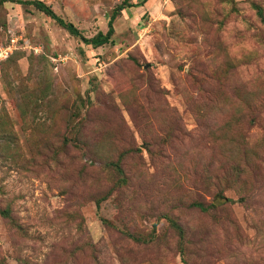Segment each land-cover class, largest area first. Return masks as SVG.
Returning a JSON list of instances; mask_svg holds the SVG:
<instances>
[{"label":"rangeland","instance_id":"374dc122","mask_svg":"<svg viewBox=\"0 0 264 264\" xmlns=\"http://www.w3.org/2000/svg\"><path fill=\"white\" fill-rule=\"evenodd\" d=\"M39 1L92 38L125 0ZM113 26L93 48L0 5V264H264V0ZM215 188L233 202L191 207Z\"/></svg>","mask_w":264,"mask_h":264},{"label":"trees","instance_id":"16d2710c","mask_svg":"<svg viewBox=\"0 0 264 264\" xmlns=\"http://www.w3.org/2000/svg\"><path fill=\"white\" fill-rule=\"evenodd\" d=\"M131 1L132 0H125L120 6L116 7V9L113 11V13L110 17V21L108 23V31L106 33L99 32L97 35H95L92 38H86L83 35V33L74 24H72L70 22H66L64 19H62L60 16H58L53 11L51 6L47 5L46 3L42 2V1H39V0H0V5H4L6 3H16V4H19L22 6H34L37 10H39L40 12L44 13L46 16H48L49 18L54 20L57 25H59L64 30H66L71 36L82 41L85 45H90L93 48H99V47H102L106 44H113L112 37L115 34L113 23L117 19L118 15L121 14V12L126 10V9L142 6L143 3H145L147 0H143L142 3L135 4V5L132 4ZM258 11H259L260 17H263L262 10L259 9ZM113 165H117V164H113ZM235 177H237L236 174H235ZM235 183H237V182H235ZM208 193H210L211 195L212 194L214 195L213 203H211L209 205H205L204 203L195 202L191 205V207L198 208L202 212L208 213L211 209L216 208L217 206H225V205L233 202L231 199H228L225 196H223L222 193L218 192V190L216 191V188L213 191L210 189ZM105 200H106V197L98 200L97 201V208H100L101 203ZM3 214L6 217L9 216L8 212H3ZM102 221L106 225H112L109 221H107L105 219ZM170 223H171V226L174 228V230L177 233H179L180 238H182L184 240L186 237L184 228L179 223H177L175 220L170 219ZM128 236L135 242L147 243L146 240H143V239L136 237L134 235H128ZM153 239H154V237L152 238V240Z\"/></svg>","mask_w":264,"mask_h":264}]
</instances>
